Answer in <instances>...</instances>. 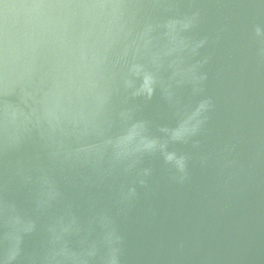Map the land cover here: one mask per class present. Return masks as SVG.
I'll list each match as a JSON object with an SVG mask.
<instances>
[{
	"label": "water",
	"instance_id": "1",
	"mask_svg": "<svg viewBox=\"0 0 264 264\" xmlns=\"http://www.w3.org/2000/svg\"><path fill=\"white\" fill-rule=\"evenodd\" d=\"M0 264H264V0H0Z\"/></svg>",
	"mask_w": 264,
	"mask_h": 264
}]
</instances>
